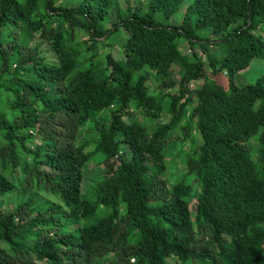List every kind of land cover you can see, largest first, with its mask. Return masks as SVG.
Wrapping results in <instances>:
<instances>
[{
	"label": "trees",
	"instance_id": "1",
	"mask_svg": "<svg viewBox=\"0 0 264 264\" xmlns=\"http://www.w3.org/2000/svg\"><path fill=\"white\" fill-rule=\"evenodd\" d=\"M56 1L0 0V264H264V0Z\"/></svg>",
	"mask_w": 264,
	"mask_h": 264
},
{
	"label": "rangeland",
	"instance_id": "2",
	"mask_svg": "<svg viewBox=\"0 0 264 264\" xmlns=\"http://www.w3.org/2000/svg\"><path fill=\"white\" fill-rule=\"evenodd\" d=\"M136 1L138 0H119L118 4L121 10L125 9V7L129 6V7H133L134 5H136ZM141 1L139 4L142 6L141 11L144 10V1L143 0H139ZM191 0H184V2L180 5L178 11L176 13H174L167 21H165V23L167 24H171V25H176L180 22L181 20V15L183 12V8L184 6L189 3ZM57 3H61V4H65V0H57ZM156 19L157 20H161V17L159 16V14H156ZM113 17H110V23L112 22ZM264 30V29H263ZM262 31L256 30V33H261ZM213 39H218L219 36L218 35H212L211 36ZM84 38V35L79 34L77 36V40L80 41L81 39ZM119 44L120 42L116 41L114 43H112L111 45H107L104 49H100L99 53L95 56V58L93 59L94 61H98L102 58V56L106 53L109 52L114 58H117L120 55V50H119ZM29 45L32 46H36L38 47V51L39 54L44 56L47 60H53L54 57L52 55V53L49 51L47 44L41 40L40 38L36 37V35L29 41ZM187 46L186 45H180L179 46V50L181 52L187 53ZM220 52H222V50H217ZM216 57H220V55L216 56ZM13 68V66L11 67ZM264 71V60L261 59H253L250 61L249 65L247 66L246 69H244L242 72H239L237 74L234 75L233 80L235 82V84L237 86H241L243 84H248V83H252L258 76H260ZM145 77L147 79V83H151L150 84V91L154 90L155 87V83L153 80V75L151 72L149 71H145ZM7 79V78H5ZM222 79V78H221ZM220 79V80H221ZM191 86V85H190ZM5 104V96L4 93L0 91V111H2L3 106ZM109 112V110H104L103 113L107 114ZM168 116L165 113H162L160 115V117L155 121V122H151L149 123L151 126H153L155 123H164L168 120L167 118ZM143 121V120H142ZM195 137V141L198 142V136L194 135ZM95 138V133H94V128L92 126L89 125H85L82 129H81V133L78 137V141L79 142H83L85 140H94ZM91 147L89 146L86 150L89 151ZM100 159V155H93L90 159V161L88 162V164L85 166L84 170H83V180L81 182V189L82 191L85 190L86 186L91 183L93 181V179L97 178L98 175L101 172V168L98 164H96V162ZM182 170V166L181 163L178 162V160H175L174 163L170 162L167 165L166 168V178L168 177L169 173H176V172H180ZM171 179L176 178L173 175L169 176ZM20 196V193L16 192L12 193L10 195H8V197L0 200V207L2 208H6V209H11L14 205V203L18 200Z\"/></svg>",
	"mask_w": 264,
	"mask_h": 264
},
{
	"label": "built area",
	"instance_id": "3",
	"mask_svg": "<svg viewBox=\"0 0 264 264\" xmlns=\"http://www.w3.org/2000/svg\"><path fill=\"white\" fill-rule=\"evenodd\" d=\"M187 52H188V50H187ZM197 54H198L199 56H201V54H200L199 52H197Z\"/></svg>",
	"mask_w": 264,
	"mask_h": 264
}]
</instances>
